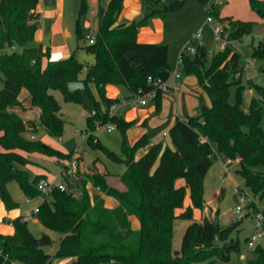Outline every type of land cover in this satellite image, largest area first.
I'll list each match as a JSON object with an SVG mask.
<instances>
[{"label": "trees", "instance_id": "16d2710c", "mask_svg": "<svg viewBox=\"0 0 264 264\" xmlns=\"http://www.w3.org/2000/svg\"><path fill=\"white\" fill-rule=\"evenodd\" d=\"M38 1L0 0V79L4 80V88L0 89V198L8 210L19 207L9 190L13 180L28 198L44 196L38 182L45 177L32 175L25 168L33 163L27 154L38 152L60 160L72 157L31 138L39 124L50 136L64 133L62 107L52 91L60 90L67 102L83 101L81 89L70 87L79 81L86 67L76 52L64 59H49L45 65L44 58H50V49L33 43L39 26ZM199 1L215 20L224 24L223 36L229 40H242L252 33L253 21L222 18L218 0ZM250 6L264 19L263 0H250ZM87 10V0H81L77 25L82 41L87 40L88 31L83 25ZM122 10L123 0L110 1L95 42L85 46L95 55L96 62L87 67L82 81L86 85L93 82L100 96L98 100L92 94L96 111L87 117V141L110 159L126 164L121 180L127 189L121 191L109 185L107 172L86 170L81 165L71 172L65 166L62 176L66 189L57 188L44 198L36 214L43 226L64 234L58 249L49 253L46 247L52 244V237L35 236L28 220L19 216L10 221L15 229L13 234L0 233V249L8 255L0 264H59L66 259H71L68 264H231L240 243L228 240L237 226L222 227L216 219L193 220L184 231L180 249L173 247L176 220L192 219L193 210L205 205L204 180L217 160L213 144L228 159H240L239 175L264 200V86L252 83L257 96L253 95L248 107H244L245 86L237 77L242 70V54L230 44L211 55L207 45L198 44L196 54L183 55L182 76L192 74L198 78L211 100L206 111L178 118L169 130L171 145L150 144L148 134L134 144L129 143L127 130L134 121L110 115L111 106L120 99L107 97L106 86L123 85L132 94L145 93L153 87L148 77L168 79L172 66L169 45L139 42L138 30L145 21L119 23ZM161 12L153 8L147 18ZM263 46L264 42H260L254 47V58H264ZM131 52L135 56L130 58ZM22 88L29 90L32 104L42 109L39 123L24 121L8 109L17 101ZM232 88H236L234 101ZM161 98L159 92L154 99L158 108ZM97 120L100 124L114 123L121 131L120 154L94 135ZM145 146H149L148 150L137 158V151ZM179 179H184L185 184L178 185ZM90 184L114 197L119 205L107 207L102 196L91 195ZM188 189L191 203L184 213L178 214ZM131 216L139 219V229L132 228ZM254 253L256 257L248 264H264V246L257 245Z\"/></svg>", "mask_w": 264, "mask_h": 264}, {"label": "rangeland", "instance_id": "374dc122", "mask_svg": "<svg viewBox=\"0 0 264 264\" xmlns=\"http://www.w3.org/2000/svg\"><path fill=\"white\" fill-rule=\"evenodd\" d=\"M218 1L222 18L233 17L236 19L250 20L254 22L252 33L244 36L242 40H229V38L226 36L229 40V44L236 50H239L242 54V70L238 72L237 77H240L242 79L245 86L242 93V101L243 106L247 108L251 97L253 95L257 96L254 89L251 87L252 83L264 86V58H254L252 55L254 47H257L260 42H264V19L257 12L252 10L250 6V0ZM199 8L202 12H197ZM180 11L181 13H187L188 11L189 13L192 12L193 17L189 16V18L175 24V28L173 26L174 32L177 35L184 36L188 34L192 29L196 27L195 22L197 21V23L200 22L201 27L203 26L206 28L200 42L202 43L204 41V43L208 46V50L211 49L218 51L221 49V41L214 35L212 27L208 24H204L209 13L207 8L199 0H190L183 9H180ZM71 42L73 43L74 50H77L78 45L80 43L84 44L85 41L80 40L78 36H73ZM85 43H89L88 39ZM77 52L78 58L83 63L91 65L95 62V56L93 53H90L84 49H78ZM174 53L176 57L175 61L172 63V69L176 67L178 63L177 61L179 59V53ZM86 72V69L83 70L80 74L79 81L70 84L71 89H81L83 95V101L81 103L67 102L64 100L63 94L60 90L52 91L62 107L61 113L65 118L63 135L50 136L42 127H40L37 132L38 139L42 140L46 144L51 145L54 148L67 151V154H72V157L70 159H61L63 161H66L62 162L57 161L54 156H49L38 152L30 154L29 156L32 160L40 162L43 166H45L48 180L50 181L55 180L57 182H60L61 180H63L61 171L65 164H68L69 171L72 172L77 170V168H73L70 165L71 161L74 158H77L78 165L85 167L86 170H89V168L94 169L100 166H102L103 168H107V170L114 174L113 178L111 179L113 186L117 185L116 187L119 188V186L122 185V182L118 174L122 173L125 170V164L122 162L114 161L107 157V155L102 150L93 148L88 143L87 135L84 132L85 128L87 127V117L92 115L94 111H96V104L94 98L92 97V94L96 99L100 100L96 85L93 82L89 83V85H86L82 81V79H84L86 76ZM2 88H4V80L0 79V89ZM120 88H122V91L125 90V92H127L124 86H120ZM205 95L207 94L204 92L205 103L202 104L201 111L203 107L208 104L209 98ZM235 95L236 88H232V101H234ZM119 111L120 108L114 110L116 114ZM262 123L264 126V110ZM95 124L98 127L93 133L97 137V139L112 151L120 154L122 152L121 132L116 128V124L111 122L100 124V121L98 120L95 122ZM108 125H114V130L108 131ZM159 128H161L162 130L164 126H160ZM163 139L166 143H168V136H165ZM213 147L217 154V160L210 168L204 180L205 205L201 209L197 208L196 211L195 209L193 210L192 219L181 218L179 220H176L173 247L174 249H180L184 231L188 224L192 222V220L202 221L205 217H208L211 219H216L222 227H234L235 225L237 226L235 230L231 232V239L228 240H231L232 243H236V240H239L240 243L239 250L232 255L231 264H248V261L250 259H254L256 257V254L254 253L255 248H249L247 244V240L249 238H252L255 234L254 222L250 213H246L245 210L241 213H237L234 210L235 206L238 204L239 197V193L235 191V187L238 185H242V187L246 188L248 187L245 184L244 179L238 173V169L241 166L240 162L237 159H232L231 162H228V158L218 150L217 145L213 144ZM143 150L144 148H140L138 152L141 153L143 152ZM81 155L83 156L84 161L83 158H81ZM42 157H45L44 161L42 160ZM96 161L97 167L94 166ZM31 164L38 165V163L36 162H33ZM27 170L31 173H35L37 171L36 167L34 166H29ZM181 184H185L184 179H179L178 185ZM9 190L13 200L17 201L20 204L19 207L21 209V212H25L26 210L33 208L37 204V202L44 200L42 197H39L38 199H36V201L27 203L24 192L22 191L18 182L15 180L9 183ZM186 201H189L188 197H186ZM187 207L188 206L184 204V207L179 211V214L184 213ZM26 219L28 220L29 228L35 236L42 237L44 234H48L52 237L53 242L51 245L46 247V250L49 253H54L58 249L60 240L64 234L43 226L40 223L38 215L36 214ZM192 264L205 263L193 262Z\"/></svg>", "mask_w": 264, "mask_h": 264}, {"label": "crops", "instance_id": "0c3cea01", "mask_svg": "<svg viewBox=\"0 0 264 264\" xmlns=\"http://www.w3.org/2000/svg\"><path fill=\"white\" fill-rule=\"evenodd\" d=\"M110 1L111 0H87L88 10L83 25H84V29L88 32L90 31L94 35V37L96 36L98 29L102 24L103 17L106 13ZM181 1L183 0H123V10L119 16V23L136 22V20L139 17H144L141 20V22L142 21L145 22L141 24L138 30V35H137L138 41L141 43L168 44L169 62L172 66V63L175 61V57H176L174 52H177V54L179 53L180 56V53L184 50L185 46L191 39L190 37L194 35L197 31H199L201 28H203V26L201 27L200 22L197 23L196 21L195 22L196 27L192 29L188 34L184 36L183 35L179 36L174 32L175 24L183 21L184 19L189 18V16L193 17L192 12L189 13L188 11L187 13H181L180 11V9H183L190 0H185L183 6L178 10L171 11L169 9L171 5L180 3ZM80 8H81V0H39L38 1L36 7V14L39 17V26L35 32L33 43L34 45H42L44 49L46 48L50 49V58L48 57L44 58L45 65L48 63L49 59L50 60L64 59L69 57L75 52L78 56V52H77L78 49L86 50L85 49V46L87 45L85 43L86 40L84 44L80 43L78 45L77 50H74L73 43L71 42L73 36H78L79 38L77 20L79 17ZM153 8L161 9L162 14L156 17L147 18L148 13H150L153 10ZM197 12H202V11L199 8ZM46 43L49 45H45ZM201 44L206 45L204 41ZM94 63H92L91 65H93ZM84 64L86 65L85 69L87 71V67L90 65H87L86 63ZM169 84L171 85V90L168 93L162 94L161 104L159 108L157 107V104L154 100L149 99L146 105H142L140 103H135L133 105L131 104L120 105L123 106V107L120 106L118 107L120 108V111L117 114L114 112L115 115L125 119L126 121H134V124L127 130V136L130 144H134L141 136H143L144 134H148L150 138V144L163 142L165 145H171L169 130L174 125L175 121L178 118L185 119L190 116H197L201 114L202 112L201 106L203 103H205L204 100L205 90L200 86L198 78L195 75L192 74L184 75L178 82H176L173 77H169ZM120 86L123 85L108 84L106 86L107 97L114 99L115 98L122 99L123 97L130 98L135 95L132 94L125 86L124 88H126L127 92H125V90L122 91V88H120ZM205 96H208V94ZM205 106L207 107L211 106L210 98L208 99V104H206ZM8 109L11 112H15L16 114H18L24 121H35L37 123L40 122L42 109L41 107L34 106L32 104V97L27 88H22L17 101L14 104L10 105ZM160 126H164V128L161 130V128H159ZM40 127L42 126L39 124L38 129ZM37 132L34 133L35 139H38ZM165 136H168V140H169L168 143H166L165 140L163 139ZM121 144H122V134H121ZM148 147L149 146H145L143 152L141 153L137 151L136 157L140 158L143 154H145L146 151L148 150ZM61 151H63L64 153H68L65 150H61ZM29 155L30 154H27V156L30 158ZM81 158H83L82 155ZM44 159L45 157H42L43 161ZM237 160L240 161L239 158ZM32 161L38 163V165L28 164L25 168L27 169L29 166H34L36 167L37 171L35 173L30 172L32 175L42 174L48 179L45 166H43L40 162H37L35 160ZM57 161L66 162L58 159ZM65 166H68V164H65L63 166V169ZM94 166L97 167V161L95 162ZM96 169L101 172H107L108 183L109 185L113 186L111 179L113 178L114 174L109 170H107V168L105 167L103 168L102 166L94 168V170ZM89 170H91V168H89ZM124 171L122 173H124ZM122 173L118 174L120 180ZM178 184H179V180H178ZM88 187L91 195L98 194L104 198L105 205L107 207L115 208L119 205V202L114 197L104 194L99 188H96L91 184ZM118 189L121 191H125L127 188L125 184L122 182V185L119 186ZM186 197H188L189 201H186L185 199V205L188 206L191 203L189 196V189ZM38 198L39 197L28 198L26 196V202L32 203L36 201V199ZM42 202L43 201H39L33 208L28 209L25 212H21L20 207L12 210H8L5 206V203L0 198V233L13 234L15 229L14 226L10 223V221L14 220L19 216L25 217V214L27 212L32 211L37 206H40ZM180 210L181 209L177 210L178 214ZM196 210L197 208L195 209V211ZM131 223L133 229H139L141 227V223L136 216H131ZM70 261L71 259L69 260L66 259L61 261L59 264H68Z\"/></svg>", "mask_w": 264, "mask_h": 264}, {"label": "built area", "instance_id": "2783aa9c", "mask_svg": "<svg viewBox=\"0 0 264 264\" xmlns=\"http://www.w3.org/2000/svg\"><path fill=\"white\" fill-rule=\"evenodd\" d=\"M205 24H208L212 27V31L216 38L221 41V49L226 48L229 44V40L223 36V25L221 22H216L215 18L212 14H209ZM206 28L203 27L199 31H197L189 40L185 49L180 53L178 64L177 66L171 70L170 77H173L176 82H178L182 76V65H183V55L184 54H191L194 55L197 52L198 44H201V39L205 32ZM87 39L89 43L95 42L94 35L89 31L87 32ZM12 49H16L15 46H12ZM209 54H213L215 50H208ZM148 82L153 86L152 90L145 92V93H137L130 98H122L119 101L115 102L110 108V115H114V110L117 109L120 105L126 104H135L140 103L142 105H146L150 100H154L157 94L160 92L162 94L168 93L171 90V85L169 84V78L163 79L161 77L155 78L153 76L148 77ZM95 113V112H94ZM114 125H108V131L114 130ZM167 134V133H165ZM32 139H35V135H31ZM231 162V159L228 160ZM73 168H77L78 159L74 158L70 164ZM63 175V170H62ZM66 183L64 180L57 182L55 180L50 181L47 178H43L38 182V189L43 193V199L50 197L51 193L55 189H66ZM235 191L239 193L238 197V204L235 206L234 210L237 213H241L244 210L246 213H250L254 222L255 234L252 238H249L247 241L249 248H255L257 245L264 246V200H261L258 196H256L249 187H242V185H238L235 187ZM40 210V206H37L32 211H29L25 214L24 218H30L33 215L37 214ZM12 224V223H11ZM7 260L8 255L4 254L3 251L0 249V262L1 260ZM12 264H24L20 261H13Z\"/></svg>", "mask_w": 264, "mask_h": 264}, {"label": "water", "instance_id": "95a60500", "mask_svg": "<svg viewBox=\"0 0 264 264\" xmlns=\"http://www.w3.org/2000/svg\"><path fill=\"white\" fill-rule=\"evenodd\" d=\"M184 3H185V0L181 1L180 3H177V4H173V5H171V6L169 7V9H170L171 11L178 10V9H180V8L183 6ZM143 18H144V17H139V18L136 20V22H137V23H140L141 20H142ZM45 45H49V44L46 43ZM203 51H204V50L202 49V52H203ZM128 56L131 58V57L135 56V53H134V52H131V53L128 54ZM207 109H208V107H207V106H204L203 109H202V112L206 111ZM61 115H63V114L61 113Z\"/></svg>", "mask_w": 264, "mask_h": 264}]
</instances>
